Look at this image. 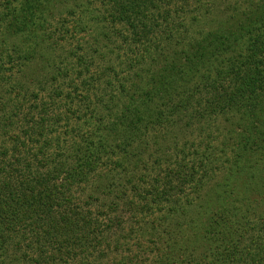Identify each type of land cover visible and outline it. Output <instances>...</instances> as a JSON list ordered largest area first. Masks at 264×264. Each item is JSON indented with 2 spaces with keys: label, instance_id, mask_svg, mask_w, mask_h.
Here are the masks:
<instances>
[{
  "label": "trees",
  "instance_id": "1",
  "mask_svg": "<svg viewBox=\"0 0 264 264\" xmlns=\"http://www.w3.org/2000/svg\"><path fill=\"white\" fill-rule=\"evenodd\" d=\"M23 2L18 10L11 8L9 0H0L2 11L20 13L27 20L34 17L28 24L43 32L31 41L26 31L22 47H17L15 31L8 38L1 32L7 14L0 16V264H141L130 244L122 243L132 240L134 230L126 233L118 217L112 216L118 203L103 202L93 210L75 194L93 176L103 154L114 155L117 149L112 143L101 149L102 140L107 143L112 138L106 119L112 110L106 101L99 108L106 88L117 113L110 118L129 132L144 118L156 127L183 121L188 129L194 120L210 124V118L220 116L228 124L227 141L238 139L233 156L237 166L246 153L254 155L264 148V0ZM53 11L70 17L75 34L91 38L89 31L95 30L91 55L79 44L66 51L55 49L60 43L54 35L46 36L43 28L47 23L43 18H50ZM65 21L58 26L67 29ZM95 57L102 67L91 72ZM37 62L43 64L49 82H35ZM69 71L80 85L59 82L70 77ZM94 73L105 79L100 95ZM179 94L185 95L176 101ZM192 104L197 110L187 114ZM199 131L203 134L205 129L199 127ZM207 158L203 152L200 167ZM187 179L180 178V184ZM154 183L158 185L159 180ZM169 190L138 189L141 206L128 210L134 215L152 213L155 205L169 200ZM211 222L218 226L215 219ZM198 239L195 232L191 243L150 244L148 253L156 264H183L184 251L200 248ZM132 244L141 249L137 241ZM215 244H209L208 252L231 264L228 254H220ZM261 244L254 249L249 246L235 263L241 264L246 256L247 264H264V255L257 249L264 253ZM233 245L230 256L237 254V244ZM162 249L168 256H158Z\"/></svg>",
  "mask_w": 264,
  "mask_h": 264
},
{
  "label": "rangeland",
  "instance_id": "2",
  "mask_svg": "<svg viewBox=\"0 0 264 264\" xmlns=\"http://www.w3.org/2000/svg\"><path fill=\"white\" fill-rule=\"evenodd\" d=\"M9 1L11 8L18 10L24 3L23 0H18L17 3L13 0ZM202 1L205 3V0ZM229 2H234V0H229ZM219 5L224 7L225 4L220 2ZM220 6L216 5L215 7L219 9ZM58 10L62 9L58 8ZM59 11H53L50 18H43L47 20V23L43 25V28L47 30L44 34L55 36L60 43L55 46L57 51L75 49L79 44L81 49L91 55L90 50L94 49L91 41L97 39L95 30L89 31L91 38H84V33L71 32L74 24L69 16L61 15L62 12ZM5 14H7L6 11L0 9V16ZM40 16L38 14L37 17ZM65 18L67 29H62L58 24ZM26 20L20 13L15 15L8 13L1 23V32H4L6 38L11 34V31L12 33L15 31L14 34L17 37L14 39V45L17 47H22L26 31L30 32L27 37H31V41L42 36L43 32L37 26L28 24V21H33L34 17ZM66 30H69L70 33L66 34ZM95 60L96 63L94 66L92 65L91 72L102 67L96 57ZM41 64L38 62L34 64L37 68L35 71L38 73L35 82H49V78L44 76L46 70ZM69 67L68 65L65 68L69 69ZM68 74L70 76V71ZM94 74V78H96L94 85L99 89L97 95H100L105 91V87H103L105 79L101 76L97 78L98 74ZM26 79L28 82L31 80L29 77ZM71 81L77 85L81 83L80 80L75 79L73 74L60 79L59 82ZM191 90L189 89L188 94H191ZM91 92L94 93V90H90L88 94L92 99L93 93ZM109 92L106 88L103 104L99 108H102L106 101V105L108 104L112 110V113L106 115L110 131L108 135L112 136V140L109 139L107 143L102 140L101 149H108L107 144L109 143L114 144L117 149H114L116 150L114 155L103 154L101 164L93 172V176H89V179L81 184L75 194H77L79 202L89 205V208L91 206L93 210H98L99 205L103 202L108 205L111 202L118 203V209L112 213V216L118 217L121 221L120 225L126 233L131 228L134 230L132 240H122V243L130 244V250L136 253L141 264H156L155 257L148 253L152 248L150 244L160 246L163 243L174 246L176 242L179 245L186 242L191 243L190 237L195 232L199 233L198 246L200 248L195 251H184L181 256L183 264H192V261L193 264H223V259L221 262L207 250L213 241H215L220 254L223 256L228 254L231 264L235 263V260L249 246L254 249L256 246L262 245L261 243L264 244V148L260 151L254 150V155L246 153L242 157V161H239L237 166L234 165L233 156L239 146L238 139L227 141L229 138L226 128L228 124L220 116L218 119L210 118V124L203 121L196 123L194 120L188 129L183 127V121L176 126L165 123L162 127H156L153 122L148 124L144 118V122L136 130L129 132L125 127L122 129L116 127L114 120L110 118L111 115L117 113H115V102H109V95H107ZM44 94H41V97ZM184 95L179 94L175 100L177 101ZM191 106L193 107L189 108L187 114L197 110L194 104ZM227 114L231 118L234 117L232 113ZM184 120L186 121V119ZM199 127L205 129L203 134H200ZM116 131L119 132L118 135L115 134ZM99 135L101 138V134ZM121 149L127 150V153H122ZM203 152L208 157L206 162L210 163L203 160L200 167L199 159ZM108 162H114V165L105 164ZM184 165H186L185 168ZM110 166L115 167L108 173L107 168ZM205 170H207L206 174H204ZM231 172H233V178H230ZM183 177H188V179L184 185H181L180 178ZM155 179L159 180L158 185L154 183ZM149 187L159 190L166 188L167 191L170 187L172 191L169 190V200L155 205L152 213L136 212L135 215L132 214L128 208L132 207L134 211L141 206L136 192L138 189L142 191ZM179 187L182 188L181 191ZM130 203L133 206H126ZM161 217L164 218L162 221L159 220ZM211 219H215L218 226L213 225ZM153 227L155 231H152ZM145 229L147 231L141 235ZM149 231L152 236L148 235ZM136 241L140 244L138 246L141 249L132 244ZM233 244H237V254L230 256V253L234 252ZM257 249L261 255H264L260 247ZM162 251L164 250L162 249ZM122 253L128 254L124 251ZM161 255L162 257L168 256L165 251L158 253V256ZM169 256L174 257L175 255L169 252ZM170 257H168V261ZM248 259L246 256L242 260L240 259L241 264L242 262L247 264Z\"/></svg>",
  "mask_w": 264,
  "mask_h": 264
}]
</instances>
